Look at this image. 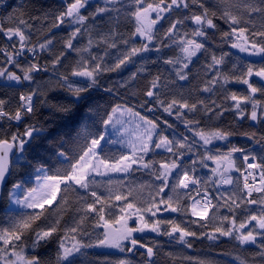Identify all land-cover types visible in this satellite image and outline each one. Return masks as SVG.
<instances>
[{
	"label": "snow or ice",
	"instance_id": "obj_1",
	"mask_svg": "<svg viewBox=\"0 0 264 264\" xmlns=\"http://www.w3.org/2000/svg\"><path fill=\"white\" fill-rule=\"evenodd\" d=\"M3 3V0H0ZM117 0H105V6L97 5L95 11L88 15L82 14V10L89 6V0H71L66 4V7L58 15L55 16V22L51 25V28L61 27L66 20L71 24L79 25L69 34L68 38L64 41L65 49L74 51L80 57L76 64L72 67L70 75L72 77L84 78L87 83L85 85L76 84L70 81L68 75H61L59 80L60 87L66 89L69 94L74 98L73 106H65L59 104H51L50 107L56 109V111L63 113L65 116L71 114L74 111V106L83 103L88 100V93L92 89L100 86L98 77L104 72H111L120 69L122 66L130 63L132 58L137 56L141 52L149 51L148 44H143L140 47H131L128 51L117 58L114 66H105L102 61L103 57L91 56L90 59L86 58L84 53H89L90 47L93 44L91 33L89 32L86 22L89 19L96 20L97 16L110 13L114 9L109 8L106 5L115 4ZM135 8L134 11H130L128 15L133 18L135 23V31L132 36H140L151 42L154 39L155 25L165 19L162 13L171 12L173 7L179 9H189L191 14L186 15L184 20H190L195 26L189 32H185L181 37L179 46L180 51L183 53L182 57L175 59H167L165 64L173 66L179 65L176 68L175 75L180 80H187L188 73L185 69H189V65L193 63V58L197 57L198 53H208L209 49L202 41H211L213 36L209 34V30H215L220 33L221 43H229L230 47L237 49L240 53H247L252 56H260L264 58V0H218V3L214 6L206 5L204 0H132ZM190 5L198 8L199 11L190 9ZM119 11V9H115ZM155 13V18H153ZM254 16L260 18V28L256 29ZM47 14H45V19ZM13 19L15 26L5 28L3 24H0V34L7 38L9 41L15 40L16 42L11 44V51L7 48H0V53L4 54L6 63L14 65L22 72L21 75H17L16 72L9 71L7 67H0V77H4L7 81H14L20 83L22 81L32 82L34 80L33 73L39 71H48L47 66L41 67L37 63H28L26 66H22L17 57L24 56V54L32 53L35 55L36 49L41 51L47 50L53 43V39H45L43 43L38 45H30L31 35L30 30L33 28L32 24L28 23V20L23 18V13L19 17H9ZM31 19H38V17H31ZM184 20H176L167 29L165 35L171 36L174 34L178 24H183ZM216 20H223L228 24L229 30L223 31L220 29ZM27 29V31H26ZM88 33L89 40L88 45L82 48L74 46L73 41L78 38L82 33ZM51 31V29H49ZM116 35L115 30L111 33L101 35L99 42L107 44L109 48H116L115 42H110L109 37ZM124 44H128V40H123ZM159 51V49H157ZM229 53H222L217 56L215 53L211 54V64L207 65L208 69L215 71V75L211 80L207 81L202 91L212 92L216 85H220V89L227 91L226 85L235 82L247 86V95H238L236 92H227L224 97L226 100L234 102V109L236 114L243 118L245 116V105H251V112L249 118L252 121H257L264 118V101L255 98L257 93L264 95V86H255L250 82V78L255 76L260 79L262 85H264V66L255 68L249 64L246 71L241 74H235V65L233 71L229 73L221 72L218 69L225 63V57ZM65 57V52H60L59 55L51 62L53 68L61 63V60ZM143 71V69H138ZM136 73L132 74V79H135ZM160 76H156L149 83L147 91L144 93L148 98H155L156 103L163 107V111L169 115L173 114V109H176L177 117H181L184 113L181 110H187L188 112L195 113L198 110V104L203 105L205 113L213 112L214 108L205 104L204 101H198L196 103H189L187 99L173 98L169 102L165 103L164 100L159 98L157 89L160 87ZM104 91L112 92V88H105ZM37 96H43L44 99L40 103L48 104L46 93L42 92L37 86L27 94L21 93L19 100L20 104L15 110L14 114L4 110L5 101L0 99V119L7 117L8 120H15L17 122L22 121L25 117L33 114L35 111L34 98ZM148 101H145V104ZM215 105V101H212ZM144 105L142 104L141 107ZM220 107V105H215ZM259 109V113H258ZM152 109L149 108V111ZM228 109H224L227 111ZM95 109L88 105L85 109L86 114L94 112ZM127 112L134 117L139 118L137 128H142V133L136 138V141L129 142L131 148L130 154H122L118 158H110L107 156L101 157L98 153V149L101 145V141L104 136L101 134L98 137L91 138L80 151V154L75 159V162L66 169H57L55 175H48L43 165H40L35 170L36 172H43L42 176H37L38 187H31L24 189V184L21 181H17L12 184L11 189L8 192L9 201L19 205L23 208L33 209L30 214H21L11 224L9 228L0 229V264H43L41 258L37 255H29L26 249L31 247L32 249L38 248L44 244L50 243L55 236L57 242V252L55 257V264H77L78 257L86 256V249L97 247H107L118 249L121 252L127 250L133 252L138 246L139 248L146 249V254L149 260L156 254L153 247L142 243L137 239L135 233H144L145 231H151L158 234L167 235L172 237L178 233V242L185 244L191 248L192 244L186 239L187 237H197L198 234L185 227H181L175 220H160L151 219L156 217L160 212L161 205H164L163 211L171 212H186L189 209L180 206V200L186 198L191 200L190 211L193 216L199 217L200 220H208L210 209L218 211V205H214L211 199L208 197L207 190H204L201 195L200 188H195V196L191 194V186L199 185L200 181L194 176L189 175L187 170L181 169V165L178 162L184 155L180 149L192 150V146L187 144V137L184 141H173L162 133L159 134V139L153 141V136L156 134V130L159 125L156 121L148 119L146 116L141 115L139 112L134 111L132 108H125L120 104L112 107L111 112L107 114V119L103 120V124L108 126L115 123H123L118 117L117 113L124 115ZM217 116H222L223 111L216 113ZM167 123V121H165ZM186 126H193L189 130H194L195 126L199 124L198 120H184ZM86 129V125L82 126ZM171 127V125H169ZM41 129L34 125H29L25 128L23 133L19 131L12 133L11 136L0 138V185L6 183L8 177L11 175V156L18 153L17 164L30 163L24 156L25 146L29 145L34 138V133H39ZM79 136L80 133H77ZM195 135L203 141L204 145L211 144L213 140H226L231 133L225 132L219 129L205 131L203 129L196 130ZM87 139V136H85ZM154 143L156 149L164 148L168 153H172L174 159L164 158L160 161L149 160L145 161L144 156L151 150V146ZM174 148L176 151H174ZM15 150V153H14ZM244 150L237 147H232L227 153H219L212 155L206 152L200 159V162L207 167L204 161L211 160L217 165L212 169L213 173L220 174L221 181L224 184H233V178L231 176L224 177V173L230 169L241 173L243 177V186H239V181L236 182L235 190L231 197L225 201L224 207H227L231 216L225 215L217 217L215 211L212 213V220L219 218L220 223L212 228V232L200 233L199 236H205L209 240H217L219 237H228L238 241L241 245L253 244L257 245L258 237L264 240V162H254L256 157L254 155H244L243 162L246 168L241 171V168L236 167V161L233 159V153L243 152ZM139 153V155H138ZM57 157L67 159V154L64 150L56 152ZM252 161V162H250ZM196 161H193L195 164ZM133 165H140L145 169L153 171L156 180L161 181L156 191V196H160L164 192L165 188L169 186V177L176 173L175 183L171 187L172 193L175 195H169L165 199L161 197L159 201L156 200V196L149 195L146 200H141L138 196H134V190L129 189L127 193H121L113 188L108 189V196L102 197L94 190L93 185L95 181L90 179L93 173L97 175H104L108 172H129L132 170ZM159 166L158 169L156 166ZM103 169V171H101ZM223 169V171H220ZM179 170V171H177ZM251 170V171H249ZM258 171V175H257ZM109 184H112L109 181ZM63 186V187H62ZM78 189H83L89 193L92 197L91 202L88 201L87 196H80ZM178 189L190 190L183 194V197L177 192ZM23 191V197L21 198L18 193ZM76 193V202L78 207L75 209L79 213V218L74 219L72 225L66 226L61 229L62 214L67 212L71 206L68 203V193ZM239 193V195L237 194ZM255 194V195H254ZM129 197H133L130 201ZM196 197H200L197 199ZM258 197V198H257ZM122 202L121 205L113 204L112 201ZM230 201V203H229ZM239 201V202H237ZM53 203H57L61 213L57 216V219L50 221L48 226L41 227L37 225V221L42 218L45 220L48 217L46 212L52 207ZM176 203L177 206H173ZM258 205V210L252 212L243 220L237 223L236 209L241 208V205ZM99 205V207H97ZM112 209L118 210V215L113 213ZM245 212L249 210L244 209ZM91 214H94L92 221L93 228H102L103 232L95 240L94 243H85L82 239H78L79 236H91V232L85 230ZM150 214V216H149ZM107 217V218H106ZM255 222L250 227L252 222ZM135 226H131V223ZM197 221H192L196 223ZM169 225L170 230L162 231V225ZM201 227H207V224L201 225ZM247 229L246 231H244ZM62 235H58L60 232ZM29 238L31 243H28ZM128 244L130 247L125 248ZM261 248L259 255L264 257V243L258 245ZM191 259V258H189ZM117 264H132L131 260L121 259ZM147 264V262H145ZM203 264V262H200ZM240 264H247L246 260L241 259Z\"/></svg>",
	"mask_w": 264,
	"mask_h": 264
},
{
	"label": "trees",
	"instance_id": "obj_2",
	"mask_svg": "<svg viewBox=\"0 0 264 264\" xmlns=\"http://www.w3.org/2000/svg\"><path fill=\"white\" fill-rule=\"evenodd\" d=\"M71 0H12L7 9L2 13L0 17V24H3L5 28L15 26L14 20L9 17H19L23 13V18L28 20L29 24L33 25L30 30L31 41L30 45H38L43 43L45 39H53V43L47 50L40 51L38 56L39 65L41 67L47 66L48 73L34 72V80L32 82L22 81L21 85L16 87L12 85L0 84V99L6 103L4 110L13 113L20 104V94H27L34 88L39 86L40 90L46 93L48 104H41L40 101L44 99L43 96H37L34 98L35 111L33 114L25 117L20 124H15V120H8L7 117L0 119V138L11 136L12 133L19 131L23 133L25 128L29 125L41 129L39 133H34V138L29 145L25 146L24 156L30 163L17 164V157L12 163V172L7 185L3 192L2 201L0 203V229L9 228L11 224L21 214H30L33 211H13L9 209L8 192L12 187V184L21 181L24 184V189L35 187L37 176H42L43 172H36V168L40 165L44 166L48 175H55L57 169H66L70 167L75 159L80 154L81 149L90 142L91 138L98 137L101 134L104 135L105 125L103 120L107 119V114L111 112L112 107L117 104L125 105V101L131 104L141 107L143 104L145 110L151 112L163 121H167L171 127H173L183 137H187L190 141H196V138L192 134L193 126H186L184 120H198L199 124L195 126L194 130L203 129L205 131L219 129L225 132L231 133L229 135V142L227 149H231L233 146L241 149L252 150L249 155H254L258 163L264 162V118L258 120L256 124L252 123L249 118L251 112V105H245V116L243 118L236 114L233 107L234 102L226 100L224 97L227 92H236L238 95H247V86L239 83H229L226 85L227 91L220 89V85H216L212 92L202 91L207 81L211 80L215 75V71L208 69L207 65L211 64V54L215 53L220 56L222 53H229L225 57V63L219 66L217 70L229 73L233 71L235 65V74L239 75L241 72L246 71L249 64L255 68L264 66V58L260 56H252L247 53H240L238 50L230 47L229 43H221L219 37L220 33L215 30H209V34L213 36L211 41H202L209 49L208 53H198L197 57L193 58V63L189 65V69H185L188 73L187 80H180L176 75V68L179 67L165 64L167 59H175L182 57L183 53L180 51L179 42L185 32H189L195 27L190 20H184L186 15H190L189 9L183 7L177 9L173 7L171 12L163 13L165 19L159 21L154 30V39L149 45V51L141 52L137 56L132 58L130 67L127 68V72L123 71V66L111 72L102 73L98 79L100 86L91 90L88 93V100L74 106V111L65 116L63 113L56 111L55 108L50 107L51 104H59L65 106H73L74 98L69 94L66 89L60 87L62 81L59 80L60 76L68 75L70 81L76 84L85 85L87 81L81 77H72L70 75L72 67L76 64L80 58L74 51L65 49L64 41L68 38L73 28L68 20L59 27L51 28V25L55 22V16L63 11L67 3ZM170 2V0H167ZM206 5L214 6L218 3V0H204ZM98 3H90L89 6L82 11V14L88 15L95 11ZM134 7L125 8V10L110 12L100 16H97L96 20L89 19L86 22L93 44L90 47L89 53H84L86 58L91 56L104 57L102 63L106 66H114L115 58L121 57L123 53L128 51L131 47H140L141 39L139 36H132L135 31V23L132 17L128 15L130 11H134ZM190 9L199 11L195 6L190 5ZM45 14L47 18L45 19ZM31 17H38V19H31ZM176 20H184L183 24H178L174 30V34L166 36L165 33L170 25ZM253 20L256 24V29L260 28V18L254 16ZM220 29L228 31L229 26L223 20H216ZM51 29V31H49ZM115 30L116 35L109 37L110 42L117 44L116 48H109L107 44L100 43L99 37L101 35L107 36ZM27 31V29H26ZM89 35L84 31L81 35L73 41V44L77 48H82L88 45ZM123 40H128V44H124ZM4 44L3 35L0 34V48ZM39 49V48H37ZM159 49V51H157ZM65 52V57L61 60V63L55 68L52 66V61L60 52ZM22 66L27 64L23 61L17 60ZM0 67H7L9 71L16 72L17 75L22 76V72L14 65L6 63L4 56L0 53ZM143 69V71H138ZM136 73L135 79H132V74ZM126 76V77H125ZM156 76H160V87L157 89L159 98L164 100L165 103L171 99H187L189 103H196L198 101H204L205 104L214 108L213 112L205 113L203 105L198 104V110L195 113L188 112L187 110H181L184 115L181 116L180 121L177 118H170L166 112L163 111V107L156 103L155 98H148L145 96V92L148 89L149 83ZM125 77V80H124ZM250 82L255 86H264L258 77H251ZM112 88V92L104 91L105 88ZM256 99L264 101V95L257 93ZM145 101H148L145 104ZM215 101V107L212 104ZM88 105H91L95 111L92 113L85 112ZM224 109H228L224 111ZM223 111L222 116H217L216 113ZM86 125V129L82 126ZM161 127V132L165 131L162 124L158 123ZM77 133H80L78 136ZM168 135H172L170 132ZM87 136V139H85ZM173 136V141H184L176 135ZM64 150L67 154V159L57 157L56 152ZM174 151L176 149L174 148ZM184 155L192 153L186 149H180ZM122 154H130L129 151L123 146L122 142L118 138L113 136L107 138L102 145L99 155L101 157L107 156L110 158H118ZM205 154L203 151H199L198 154V167L203 170H207L203 163L200 162L201 157ZM164 158L174 159L172 153H159L155 151V148L151 149L145 156V161L155 160L160 161ZM181 165V169L187 170L191 174L193 170V164L190 162L178 161ZM206 163V161H204ZM158 165L156 168L158 169ZM179 171V170H177ZM212 176H215L211 169L208 171ZM233 185L230 189L221 190L216 192L211 183L207 184V189L213 194V204L218 205V211L211 209L208 220H200L197 217L192 216L190 211L191 200L182 198L180 200V206L188 208L186 212H171L163 211L164 205H161V211L157 213L156 217L151 219L160 220H175L181 227H185L198 234L197 237H187L186 239L192 244L189 248L183 243L178 242L179 234L176 233L172 237L167 235L154 233L151 231H145L144 233H135L134 236L142 243L153 247L155 255L149 260L146 254V249L139 248L138 246L133 252L119 251L114 248L97 247L84 250L87 255L78 257L77 264H117L121 259L131 260L132 264H240V260H246L247 264H264V257L259 255L261 248L258 246L260 243H264V240L258 237L257 245L246 244L241 245L238 241L228 238L219 237L217 240H209L205 236H199L200 233H211L212 228L220 223L219 218L212 220V213L215 211L216 216H231L227 207H224L225 201L232 196L235 190L236 182L239 181V186L242 188L241 178L239 173L233 175ZM96 183L93 188L102 197L108 196V189L111 187L121 193H127L129 189L134 190V196H138L141 200H146L149 195L156 196V189L161 184V181L156 180L153 171L145 169L140 165H133L132 170L123 175H112L107 177H99L93 179ZM176 173L169 177V186L165 188L164 192L160 196H156V200L159 201L161 197L165 199L169 195H175L171 191L172 185L175 183ZM109 181L112 184H109ZM219 180L214 177V183H218ZM191 190V189H190ZM184 189H178L177 192L183 197L184 192L190 191ZM80 196H87L88 201L91 202L92 197L89 193L83 189H78ZM191 194L193 192L191 190ZM239 195V193H237ZM68 203L71 208L62 214L61 229L66 226L72 225L74 219L79 218V213L75 211L78 207L76 202V193L69 192ZM255 195V194H254ZM20 196L23 197V191L20 192ZM258 198V197H257ZM133 197H129L131 201ZM239 202V201H237ZM113 204L121 205L122 202L112 201ZM230 203V201H229ZM173 206H177L173 203ZM99 207V205L97 206ZM247 208L249 211L245 212ZM258 210V205H241V208L236 209L237 223L243 221L247 215ZM38 211V210H37ZM113 213L118 215L117 209H112ZM61 213L57 203H54L52 207L45 213L48 217L47 220L42 218L37 221V225L41 227L48 226L50 221L57 219V216ZM150 216V214H149ZM107 218V217H106ZM94 214H91L87 224L84 226L85 230L91 232V236H79L78 239H82L85 243H94L97 237L103 232L102 228H93L92 221ZM192 221H197L192 223ZM131 223V222H130ZM207 224V227H201V225ZM253 221L250 225L253 226ZM131 226H135L131 223ZM162 231L170 230V226L162 225ZM245 229L244 231H246ZM61 231L58 235H62ZM56 237L52 238L50 243L44 244L38 248L32 249L29 247L26 249L27 254L37 255L41 258L43 264H55V257L57 252ZM28 243H31L29 238ZM130 247L126 244L125 248ZM191 258V259H189Z\"/></svg>",
	"mask_w": 264,
	"mask_h": 264
},
{
	"label": "rangeland",
	"instance_id": "obj_3",
	"mask_svg": "<svg viewBox=\"0 0 264 264\" xmlns=\"http://www.w3.org/2000/svg\"><path fill=\"white\" fill-rule=\"evenodd\" d=\"M90 3H98L99 6H105V0H89V4ZM107 7L109 8H113V9H116V8H119L120 10H125V8H129V7H132L134 6V4L132 3V0H117V3L115 4H108L106 5ZM135 8V7H134ZM84 10V9H83ZM82 10V11H83ZM163 15V13H162ZM153 18H155V13H153ZM70 25L72 26L73 30L75 27H78L79 25H74V24H71ZM157 24L155 25V28H156ZM154 28V30H155ZM72 30V31H73ZM83 32V30H82ZM81 35V34H80ZM79 35V36H80ZM78 36V37H79ZM139 38L141 39V44H148V47L149 45L151 44V42L147 41L145 38L143 37H140ZM13 42H16L15 40H13ZM51 46V45H50ZM40 50V49H39ZM237 50V49H236ZM104 59V57H103ZM115 63L117 61V58L114 59ZM128 64H131V63H127L126 65L123 66V71L127 72V68H128ZM106 66V65H105ZM126 77V76H125ZM125 77H124V80H125ZM82 80V78L80 79ZM27 82V81H26ZM0 84H5V85H12V86H20L21 85V82L20 83H16L14 81H7L4 77H0ZM125 105H122L123 107L125 108H132L134 111L136 112H139L141 115L143 116H146L148 119H153L151 117V113L147 112L145 109L141 108V107H137L133 104H131L130 102L128 101H125ZM138 108V109H137ZM258 113H259V109H258ZM147 114H151V115H147ZM168 114V113H167ZM168 116L172 119V118H177L178 121H180V117H177L176 115V109H173V114L172 115H169ZM117 117L123 122V123H115V118H114V121H113V124H110L108 126L105 127V130H104V139L101 141V145L99 147V149L97 150L98 153L102 147V145L105 143V140L111 136H113L115 139L118 138L120 142H122L123 146L129 151V153H131V148L129 147V142H134L136 141V138L138 136L141 135L142 133V128H137L136 125L137 123H139V118L138 117H134L132 116L131 114L125 112L124 115H120V113H117ZM156 117V116H155ZM158 118V117H156ZM252 121V120H251ZM258 122L257 121H252V123L256 124ZM165 129L167 130H171L170 127H164ZM173 128V127H172ZM174 129V128H173ZM167 130H165V132H167ZM175 130V129H174ZM176 131V130H175ZM161 132V127L159 126L156 130V134L153 136V141H157V137L159 138V134ZM165 132H162L163 135L167 136L170 140H173V136L172 135H166ZM177 132V131H176ZM178 133V132H177ZM175 134V133H174ZM177 135V134H176ZM193 136H196L195 134H193ZM197 138H199L198 136H196ZM124 139V140H123ZM203 145V141L199 140ZM228 142H229V136L226 140H213L211 144H208L206 145L207 147H210L211 149H213L215 152L212 153V155H217L216 154V151L219 150H223V149H219L217 148L218 146L222 147V148H227L228 147ZM154 149V143L153 145L151 146V149ZM151 151V150H150ZM155 151L156 152H159V153H168L164 148H160V149H156L155 148ZM221 152H225V151H221ZM19 155V154H18ZM139 155V153H138ZM233 159H235L236 162H238V159L236 156H233ZM208 161V160H207ZM211 163H209L212 167V169L216 168L217 165L215 163H213V161L209 160ZM210 169V168H209ZM103 171V169L101 170ZM209 171V170H208ZM127 172H108L104 175H97L95 173L92 174V176L90 177V179H94V178H99V177H107V176H116V175H123V174H126ZM217 175H220L219 172L216 173ZM221 181V179H220ZM223 185L222 182H219L218 186L219 188H221V186ZM36 187H38V182H36ZM63 187V186H62ZM17 195L20 196V193H18ZM21 197V196H20ZM22 198V197H21ZM54 204V203H53ZM9 208L10 210H18V211H27L28 209L27 208H23L19 205H16L15 203H12L9 201ZM197 217V216H195Z\"/></svg>",
	"mask_w": 264,
	"mask_h": 264
},
{
	"label": "water",
	"instance_id": "obj_4",
	"mask_svg": "<svg viewBox=\"0 0 264 264\" xmlns=\"http://www.w3.org/2000/svg\"><path fill=\"white\" fill-rule=\"evenodd\" d=\"M22 121H20V122H15V124H20ZM14 153H15V150H14ZM17 154V153H16ZM16 154H13L12 156H11V162L13 161V159L15 158V156H16ZM11 167H12V163H11ZM10 177V176H9ZM9 177H8V179H7V181H6V183L5 184H3V185H0V202H1V200H2V196H3V191H4V189H5V186L7 185V182H8V180H9Z\"/></svg>",
	"mask_w": 264,
	"mask_h": 264
},
{
	"label": "built area",
	"instance_id": "obj_5",
	"mask_svg": "<svg viewBox=\"0 0 264 264\" xmlns=\"http://www.w3.org/2000/svg\"><path fill=\"white\" fill-rule=\"evenodd\" d=\"M8 2L9 0H3V3H0V14L6 8ZM257 175H258V172H257Z\"/></svg>",
	"mask_w": 264,
	"mask_h": 264
},
{
	"label": "crops",
	"instance_id": "obj_6",
	"mask_svg": "<svg viewBox=\"0 0 264 264\" xmlns=\"http://www.w3.org/2000/svg\"><path fill=\"white\" fill-rule=\"evenodd\" d=\"M226 177H227V176H226ZM231 185H232V184H231ZM231 185H230V184H224V183H223L222 188H223V189L230 188Z\"/></svg>",
	"mask_w": 264,
	"mask_h": 264
},
{
	"label": "bare ground",
	"instance_id": "obj_7",
	"mask_svg": "<svg viewBox=\"0 0 264 264\" xmlns=\"http://www.w3.org/2000/svg\"><path fill=\"white\" fill-rule=\"evenodd\" d=\"M40 53V52H39Z\"/></svg>",
	"mask_w": 264,
	"mask_h": 264
}]
</instances>
